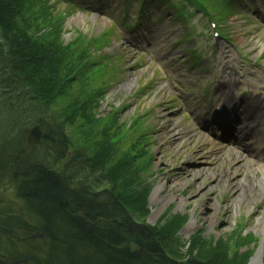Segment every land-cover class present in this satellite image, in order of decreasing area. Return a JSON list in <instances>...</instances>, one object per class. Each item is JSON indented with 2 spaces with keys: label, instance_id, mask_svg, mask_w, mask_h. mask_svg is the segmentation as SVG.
Instances as JSON below:
<instances>
[{
  "label": "rangeland",
  "instance_id": "rangeland-1",
  "mask_svg": "<svg viewBox=\"0 0 264 264\" xmlns=\"http://www.w3.org/2000/svg\"><path fill=\"white\" fill-rule=\"evenodd\" d=\"M255 1L171 0L139 37L125 26L141 0H16L49 50L35 53L39 72L54 54L44 86L53 119L71 124L75 144L101 149L91 163L144 216L130 226L145 220L176 257L264 264V9L245 7ZM219 108L235 117L226 130ZM45 135L34 121L28 142ZM3 209L25 211L7 181ZM23 249L0 253V264H27Z\"/></svg>",
  "mask_w": 264,
  "mask_h": 264
},
{
  "label": "trees",
  "instance_id": "trees-1",
  "mask_svg": "<svg viewBox=\"0 0 264 264\" xmlns=\"http://www.w3.org/2000/svg\"><path fill=\"white\" fill-rule=\"evenodd\" d=\"M36 33L25 8L0 0V186L14 184L25 210H0V253L24 247L27 264H206L170 255L166 240L145 220L130 226L141 214L125 202L121 181L91 163L101 149L75 144L66 131L71 124L53 119L44 86L50 88L49 73L58 67H52V52L45 60L52 69L39 72L35 53L49 50L36 42ZM63 75L65 84L75 79ZM34 121L46 135L32 146Z\"/></svg>",
  "mask_w": 264,
  "mask_h": 264
},
{
  "label": "bare ground",
  "instance_id": "bare-ground-1",
  "mask_svg": "<svg viewBox=\"0 0 264 264\" xmlns=\"http://www.w3.org/2000/svg\"><path fill=\"white\" fill-rule=\"evenodd\" d=\"M145 1H147L148 3H152L153 0H145ZM163 4H165V3L157 2V3L154 4L153 6H161V5H163ZM237 124H238V123H236V125H237ZM257 262H258V260H254V264H258Z\"/></svg>",
  "mask_w": 264,
  "mask_h": 264
},
{
  "label": "water",
  "instance_id": "water-1",
  "mask_svg": "<svg viewBox=\"0 0 264 264\" xmlns=\"http://www.w3.org/2000/svg\"><path fill=\"white\" fill-rule=\"evenodd\" d=\"M36 132V130L34 131V133ZM39 237H41V236H39ZM20 262H17V263H13V264H19Z\"/></svg>",
  "mask_w": 264,
  "mask_h": 264
}]
</instances>
